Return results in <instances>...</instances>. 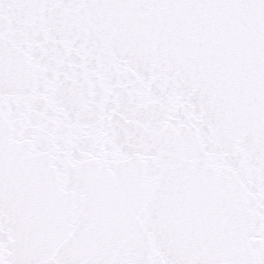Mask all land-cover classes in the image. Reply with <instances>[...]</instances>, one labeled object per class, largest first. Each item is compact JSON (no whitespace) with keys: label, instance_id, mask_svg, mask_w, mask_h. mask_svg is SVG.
Here are the masks:
<instances>
[{"label":"snow or ice","instance_id":"6c2138e0","mask_svg":"<svg viewBox=\"0 0 264 264\" xmlns=\"http://www.w3.org/2000/svg\"><path fill=\"white\" fill-rule=\"evenodd\" d=\"M0 264H264V0H0Z\"/></svg>","mask_w":264,"mask_h":264}]
</instances>
